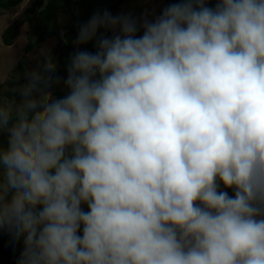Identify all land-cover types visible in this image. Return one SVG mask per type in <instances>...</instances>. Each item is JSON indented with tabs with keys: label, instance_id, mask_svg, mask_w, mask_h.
<instances>
[{
	"label": "clouds",
	"instance_id": "obj_1",
	"mask_svg": "<svg viewBox=\"0 0 264 264\" xmlns=\"http://www.w3.org/2000/svg\"><path fill=\"white\" fill-rule=\"evenodd\" d=\"M72 43L0 86L17 264H264V0L97 10Z\"/></svg>",
	"mask_w": 264,
	"mask_h": 264
},
{
	"label": "rangeland",
	"instance_id": "obj_2",
	"mask_svg": "<svg viewBox=\"0 0 264 264\" xmlns=\"http://www.w3.org/2000/svg\"><path fill=\"white\" fill-rule=\"evenodd\" d=\"M166 6V0H0V86L10 97L16 83L24 82L25 70L37 66L34 56L43 48L51 50L59 66L56 75L66 77L69 56L76 50L72 41L78 27L97 10L107 9L112 15L131 14L134 18L147 13L152 19ZM40 26H56L58 32L30 47ZM21 250L22 240L3 246L0 264H17Z\"/></svg>",
	"mask_w": 264,
	"mask_h": 264
},
{
	"label": "trees",
	"instance_id": "obj_3",
	"mask_svg": "<svg viewBox=\"0 0 264 264\" xmlns=\"http://www.w3.org/2000/svg\"><path fill=\"white\" fill-rule=\"evenodd\" d=\"M170 2H172V0H166L167 5ZM57 32H58V27H56V26H46V27L40 26V27H37L35 30V34L38 37H37V39H31L30 47L35 46L38 42L44 41L45 38L51 37ZM138 34H142V32L138 33ZM11 242H12V238L7 231L0 233V249L3 246L8 245Z\"/></svg>",
	"mask_w": 264,
	"mask_h": 264
}]
</instances>
